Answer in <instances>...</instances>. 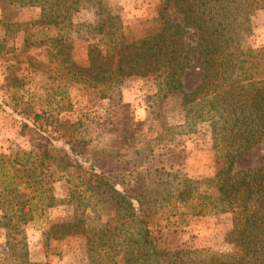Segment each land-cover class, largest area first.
Masks as SVG:
<instances>
[{
    "label": "trees",
    "instance_id": "trees-1",
    "mask_svg": "<svg viewBox=\"0 0 264 264\" xmlns=\"http://www.w3.org/2000/svg\"><path fill=\"white\" fill-rule=\"evenodd\" d=\"M5 3L40 7L38 21L57 26L93 7L100 17L94 28L110 44L111 54L107 60L102 50L90 48L89 65L74 72L79 79L95 88L105 79L112 88L130 76L155 77L165 95L181 96L188 117L210 121L216 141L217 171L210 178L156 170L151 180V173L139 172L136 188L122 182L120 190L103 172L83 181L80 176L83 189L78 186L66 201L83 207L82 215L76 212L71 219L50 223L46 240L84 235L90 264H264V163L237 168L242 156L264 144V46L243 43L245 26L264 8V0H161L155 24L139 39L128 36L106 0H2ZM171 8L182 16L181 22L173 20ZM195 52L201 57V79L187 91L184 76ZM41 118V113L34 115L35 121ZM62 131L69 141L80 143L76 123L63 121ZM49 151L0 154V223L11 253L28 255L25 226L44 222L45 212L65 201L54 193L59 176ZM92 197L109 203L114 219L91 226L85 211L92 206L82 205ZM216 213L231 215L232 229L225 238L233 251L214 253L178 241L176 233L186 216ZM24 264L33 263L27 258Z\"/></svg>",
    "mask_w": 264,
    "mask_h": 264
},
{
    "label": "rangeland",
    "instance_id": "rangeland-1",
    "mask_svg": "<svg viewBox=\"0 0 264 264\" xmlns=\"http://www.w3.org/2000/svg\"><path fill=\"white\" fill-rule=\"evenodd\" d=\"M161 4V0H106L128 36L136 39L153 27ZM40 13V7L2 5L0 0V154L18 149L35 153L50 150L59 176L53 182L54 193L65 201L48 209L44 222L25 226L28 255L11 253L6 229L0 223V264H24L27 258L33 264H90L84 235L46 240L50 223L81 214L83 207L78 209L66 201L72 192H78L80 176L83 181L94 172H103L120 190L122 182L136 188L139 172L151 173V180L156 170L210 178L217 171L216 141L210 121L188 117L181 96L165 95L155 77L130 76L112 88L105 79L96 88L79 79L74 72L89 65L90 48L102 50L107 60L111 54L110 44L94 28L100 18L96 9L86 7L58 26L41 24ZM170 14L175 22H181L175 8ZM243 43L264 46V8L248 20ZM201 66V57L193 53L192 67L184 76L187 91L200 82ZM67 67L73 71L66 73ZM8 77L18 79L8 82ZM37 113L43 118L35 121ZM66 120L76 123L80 143L63 135L62 122ZM262 163L264 144L242 156L237 168ZM85 205L92 206L85 214L93 227L114 219L109 203H98L92 197ZM180 226L176 236L186 246L214 253L234 250L225 238L232 229L229 214L188 215Z\"/></svg>",
    "mask_w": 264,
    "mask_h": 264
}]
</instances>
